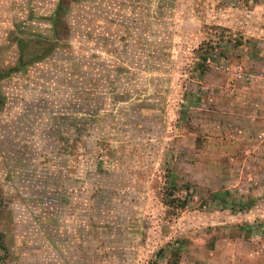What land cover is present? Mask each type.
<instances>
[{
  "label": "rangeland",
  "instance_id": "rangeland-1",
  "mask_svg": "<svg viewBox=\"0 0 264 264\" xmlns=\"http://www.w3.org/2000/svg\"><path fill=\"white\" fill-rule=\"evenodd\" d=\"M263 123L264 0H0V264H264Z\"/></svg>",
  "mask_w": 264,
  "mask_h": 264
},
{
  "label": "crops",
  "instance_id": "crops-1",
  "mask_svg": "<svg viewBox=\"0 0 264 264\" xmlns=\"http://www.w3.org/2000/svg\"><path fill=\"white\" fill-rule=\"evenodd\" d=\"M256 119L253 118V122ZM264 125V123H263ZM255 152V154H261V158L264 159V147L260 150L251 149ZM263 167H259L261 169ZM227 241L224 245L217 244L216 248H209L207 250L206 255L204 259L207 258V261H211L210 264H212L214 261L220 262L221 264H249L251 260L248 259V255H246V251L252 254V251L255 249L254 246V240L249 239L246 235L237 237V238H231L230 235H227ZM226 238H223V241ZM222 241V242H223ZM245 252V254H243ZM213 256V257H212ZM199 258L195 259V261L188 262V264H197L200 262L198 260Z\"/></svg>",
  "mask_w": 264,
  "mask_h": 264
},
{
  "label": "trees",
  "instance_id": "trees-1",
  "mask_svg": "<svg viewBox=\"0 0 264 264\" xmlns=\"http://www.w3.org/2000/svg\"><path fill=\"white\" fill-rule=\"evenodd\" d=\"M24 65L22 64V62L19 64V65H16V66H14V67H12L9 71H8V73L7 74H9V73H12V72H16V71H20V69L23 67ZM6 76V75H5ZM4 76V77H5ZM0 242H1V240H0ZM2 243V242H1Z\"/></svg>",
  "mask_w": 264,
  "mask_h": 264
}]
</instances>
